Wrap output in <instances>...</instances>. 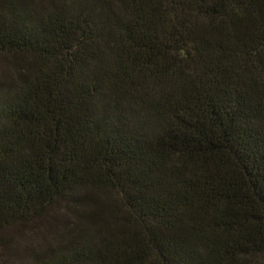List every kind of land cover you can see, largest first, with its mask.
Instances as JSON below:
<instances>
[{
	"label": "trees",
	"instance_id": "1",
	"mask_svg": "<svg viewBox=\"0 0 264 264\" xmlns=\"http://www.w3.org/2000/svg\"><path fill=\"white\" fill-rule=\"evenodd\" d=\"M0 58V264H264V0H0Z\"/></svg>",
	"mask_w": 264,
	"mask_h": 264
},
{
	"label": "rangeland",
	"instance_id": "2",
	"mask_svg": "<svg viewBox=\"0 0 264 264\" xmlns=\"http://www.w3.org/2000/svg\"><path fill=\"white\" fill-rule=\"evenodd\" d=\"M11 62L5 58H0V72H11ZM60 208H56L52 211L54 216L62 214ZM53 218V217H52ZM48 219L39 221L35 225L24 226L22 229H19L21 236H19V241L21 244H28L30 241L43 242L47 237H53V232L50 230Z\"/></svg>",
	"mask_w": 264,
	"mask_h": 264
}]
</instances>
